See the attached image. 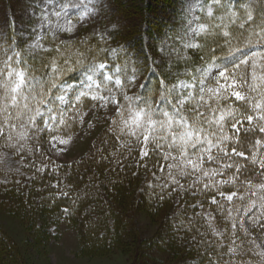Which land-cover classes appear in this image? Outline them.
Instances as JSON below:
<instances>
[{
    "label": "snow or ice",
    "instance_id": "1",
    "mask_svg": "<svg viewBox=\"0 0 264 264\" xmlns=\"http://www.w3.org/2000/svg\"><path fill=\"white\" fill-rule=\"evenodd\" d=\"M98 2L32 0L31 15L40 31L34 24L25 37L30 43L23 47L13 43L14 37L8 38L6 50L0 45V56L6 57L0 67L3 146L23 159L28 144H39L45 136L53 147L66 144L58 136L68 135L76 118L83 122V108L107 109L106 137L97 152L112 151L100 160L121 172L135 168L133 176L141 170L150 174L147 195L157 204L175 197L183 211L173 216L174 234L194 232L206 264H254V257L264 264V0H256L259 17L248 4L238 14L224 0H204L206 9L197 0L207 19L194 16L188 22L182 48L165 53L162 44L159 59L155 51L142 62L131 63L128 56L123 65L113 61L108 71H101L105 62L94 61L98 53L108 56L116 49L100 48L99 42L93 45L78 35V25L94 19ZM68 9H77L78 17ZM214 9L225 15L217 18ZM90 35L107 39L102 33ZM69 49H76L74 56L66 54ZM86 56L93 62L86 65ZM28 59L40 63L17 70L15 64ZM80 67H86L85 78L77 86L67 83L68 73ZM149 72L159 78L145 85ZM62 212L71 214L69 208Z\"/></svg>",
    "mask_w": 264,
    "mask_h": 264
},
{
    "label": "trees",
    "instance_id": "2",
    "mask_svg": "<svg viewBox=\"0 0 264 264\" xmlns=\"http://www.w3.org/2000/svg\"><path fill=\"white\" fill-rule=\"evenodd\" d=\"M140 1H142V6L137 7V12L141 15V19L143 18V23L146 24L143 34H147V37L155 34L160 35L162 23H153L151 26L148 23V16L155 12L157 3L167 7L171 0ZM224 2L238 14L239 9L244 4H248L252 8L254 16L259 17L261 15L256 0H224ZM201 3L204 4V7L207 6L204 0H201ZM214 12L217 18L225 15L222 10L214 9ZM202 18L207 19L205 16ZM215 22L218 23L219 20L217 19ZM224 23H228V20L225 19ZM257 23H259V19H257ZM252 27L254 26H249V32H251ZM164 36L162 35V38ZM139 41L140 43L136 44L134 42L129 43L130 46L123 43V45L115 44L111 48L103 47L106 50L116 49V52L108 56H105L104 53L102 55L98 53L97 55H100L102 60H95L94 62H105L107 70L114 67L113 61L123 65L128 56L133 60L138 58L142 62L143 59L149 57L146 47L148 44L141 39ZM194 55L198 57L199 53ZM118 57L119 59H117ZM92 62L93 60H85L86 65ZM195 66L198 67L199 64ZM27 67L21 65L18 70L26 71ZM181 68H183L182 64ZM130 70L131 63L129 64ZM84 71H86V67H80L68 73L64 79L66 82L74 81L78 76L86 73ZM36 76L39 78L38 73ZM157 78H159L158 74L149 72L143 83L150 85ZM140 91L143 92L144 90L141 89ZM251 95L255 96L256 93H251ZM236 103L239 104L240 102ZM163 104L164 102H161V105ZM161 105H157V107ZM242 123L244 127H247L246 120ZM104 129L100 132L101 137L95 140L94 147L92 146L85 156L74 163H56L42 154L36 142H30L31 151L35 153V156L30 158L25 154L28 161L24 165L31 170L30 178L20 184L10 181L0 182V194L4 193V197H8V207L11 214L25 219L29 225H35L34 221L37 216L61 219L76 230L80 243V254L87 256L109 253L124 246L129 240L135 245L130 264H152L153 262L149 260H153V258L145 253L149 251L152 245L172 258V260L169 259V264H175L173 259L179 260L176 264H206V259L203 257L204 249L198 247L199 237L196 241L192 239V236L195 235L194 232L174 234L172 224L177 221H174L173 216L175 213L183 211L175 203V197L171 202L157 204L155 200H150L147 195L148 190L145 181L153 179L150 174H145L141 170L138 176H133L132 173L136 171L135 168L121 172L114 163L100 160L102 154L107 156L112 151L109 148L108 152H97V149L102 148V141L106 137ZM240 135H244L243 129H241ZM39 168H44L45 171L38 173L36 170ZM53 185H58V187H52ZM232 190L235 191L236 189ZM253 190L255 191V189ZM59 192H67L68 196H59ZM245 194L250 195V193ZM50 196L56 198L51 199ZM73 201L76 203L74 204ZM1 202L7 203L3 200ZM183 203L184 200L181 199L180 204ZM164 207L170 208L169 217L160 223L164 232L161 234L158 231L159 235L157 236L162 239V243L165 241L166 248L160 246L162 243L158 245L157 240H153V238H137L132 222L135 213L140 211L154 217ZM64 208H69L71 214L64 215L62 212ZM186 215L190 217L192 215L191 210H188ZM35 231L37 232V229ZM5 238L3 234H0V264H23L16 246L8 243ZM259 259V257H254V264H259Z\"/></svg>",
    "mask_w": 264,
    "mask_h": 264
},
{
    "label": "rangeland",
    "instance_id": "3",
    "mask_svg": "<svg viewBox=\"0 0 264 264\" xmlns=\"http://www.w3.org/2000/svg\"><path fill=\"white\" fill-rule=\"evenodd\" d=\"M201 3V0H200ZM142 6L140 0H99L97 4L98 12L89 23L78 25L80 31L78 35L81 39H91L92 44L96 45L99 42V47H112L116 45H123L134 42L140 43V39L146 41L148 45L147 53L155 51L156 58L159 59L163 44L164 52L171 51L173 48H182V38L188 26V22L194 16L204 17L200 7L197 6V0H171L167 7L157 3L155 5V12L148 16V23L152 26L153 23H162L160 35L143 34L145 25L143 18L137 12L138 8ZM207 6H205L206 9ZM33 8L32 0H0V45L7 49V42L9 37H14L13 43L19 42L21 47L30 43L25 37L32 31V26L37 25L36 31L39 32V21L31 15ZM51 11V9L49 10ZM72 16L79 15L77 9H68ZM55 22V17H52ZM9 24L12 26L9 27ZM115 25V29H113ZM104 34L107 39L99 40V35L93 39L91 33ZM144 35V36H143ZM146 35V36H145ZM162 35H165L162 38ZM141 43H143L141 41ZM46 47L49 45H45ZM132 47V46H131ZM17 50H20L19 48ZM76 49H69L66 53L69 56H74ZM102 55V53H100ZM12 55V53H9ZM183 55V52H181ZM148 58V57H147ZM6 59L0 56V67L3 66L2 61ZM138 60V58H136ZM169 57L165 54L164 60L167 62ZM176 59L175 54L171 57ZM85 60H93L91 56H86ZM96 60H102V57L97 55ZM137 60L131 59V63ZM144 60V59H143ZM139 61V60H138ZM39 59H28V63L19 62L15 64L18 69L21 65L38 66ZM139 66V65H138ZM101 71H108L107 69ZM86 72V71H84ZM110 74V73H109ZM85 78V73L78 76L71 83L73 86L79 85L80 81ZM38 79V78H37ZM99 82V77H97ZM37 86L36 81L32 82ZM103 94V93H102ZM84 120L81 122L78 118L72 123V128L68 135L58 136L59 139L68 141L66 144L56 143L53 147V142L50 137L45 136L38 145L42 154L51 158L56 163H74L81 157L85 156L87 152L94 147L95 140L101 137L100 132L107 126L108 111L107 109H93L91 105L83 108ZM71 115V114H70ZM100 135V136H99ZM35 145V146H36ZM60 148H64V152H59ZM28 144L25 154L32 158L35 156ZM26 155L22 159L20 155L13 154L0 143V182L6 183L8 181L20 184L27 180L32 175L30 168L24 166L28 161ZM28 157V158H29ZM0 234H3L8 240V243L14 244L17 248L23 264H130L134 253V242L127 240L126 244L120 248L114 249L109 253L87 256L80 254V243L76 230L67 225L61 219L48 216H37L34 224L29 225L25 219L17 215L11 214L8 207V197H4V193L0 194ZM1 200L7 203H2ZM8 200V201H7ZM2 204V205H1ZM170 208L164 207L156 213V215L149 216L144 212H136L133 216L132 222L136 231V237L145 239L153 238L157 240L159 245L162 239L157 235L158 231L162 234L164 228L160 224L165 218L169 217L168 212ZM38 227V228H37ZM37 229V232L35 231ZM255 235V234H253ZM133 241V240H132ZM260 244V240L256 241ZM166 248L165 241L160 245ZM260 249H255L259 251ZM153 258L149 260L154 264H169V255L156 249L152 245L149 251L145 252ZM176 264L179 260H174ZM152 263V264H153Z\"/></svg>",
    "mask_w": 264,
    "mask_h": 264
},
{
    "label": "clouds",
    "instance_id": "4",
    "mask_svg": "<svg viewBox=\"0 0 264 264\" xmlns=\"http://www.w3.org/2000/svg\"><path fill=\"white\" fill-rule=\"evenodd\" d=\"M115 25H113L112 27H114Z\"/></svg>",
    "mask_w": 264,
    "mask_h": 264
}]
</instances>
